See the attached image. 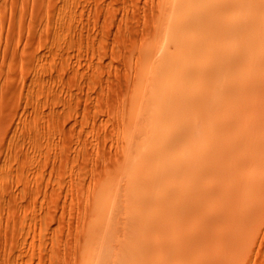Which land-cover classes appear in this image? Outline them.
<instances>
[{"label":"rangeland","instance_id":"obj_1","mask_svg":"<svg viewBox=\"0 0 264 264\" xmlns=\"http://www.w3.org/2000/svg\"><path fill=\"white\" fill-rule=\"evenodd\" d=\"M242 1L0 0V264H264Z\"/></svg>","mask_w":264,"mask_h":264},{"label":"bare ground","instance_id":"obj_2","mask_svg":"<svg viewBox=\"0 0 264 264\" xmlns=\"http://www.w3.org/2000/svg\"><path fill=\"white\" fill-rule=\"evenodd\" d=\"M244 1H247V0H243L242 2H244ZM251 1H252V0H251ZM251 1L249 0L248 2H251ZM256 1H257V0H256ZM256 1H255V2H256ZM258 1H259V0H258ZM258 1H257V3H258ZM242 2H241V3H242ZM248 2H244V4H246V3H248ZM241 3H240V5H241ZM262 3H263V2H262ZM262 3H261V4H262ZM231 4H233V3H231ZM236 4H237V3H236ZM244 4H242V5H244ZM253 6H254V5H253ZM256 6H257V5H256ZM261 6H262V5H261ZM261 6H260V8H261ZM236 7H237V6H236ZM250 7H251V6H250ZM250 7H249V8H250ZM254 7H255V6H254ZM262 7H263V8H262L263 10L261 9V10H262L261 12H262L263 14H261L260 17L263 16V17L261 18V21H263V23H264V5H263ZM233 8H234V7H233ZM244 8H248V6H247V7L245 6ZM260 8H259V9H260ZM241 9H242V8H241ZM255 9H256V8H255ZM252 10H254V9L252 8ZM256 10H257V9H256ZM256 10H254V11H256ZM240 11H241V10H240ZM243 11H246V9H244ZM248 11H250V10H248ZM201 12H202V11H201ZM250 12H251V11H250ZM253 13H254V12H253ZM188 14H189V13H188ZM247 15L249 16V15H251V14H247ZM247 15H245V18H246ZM248 16H247V18H248ZM255 17H256V20L258 19V20H257V22H259L258 24H260L261 21L259 20V16L257 15V16H255ZM255 17H251V18L253 19V18H255ZM251 18H250L249 20H251ZM185 19H186V18H185ZM185 19H184V20H185ZM213 19H214V18H213ZM245 20H246V19H245ZM245 20H244V21H245ZM254 20H255V19H254ZM240 21H241V20H240ZM182 22H183V21H182ZM245 22L248 23V20H246ZM240 23H241V22H240ZM254 23L256 24V21H255ZM263 23L261 22L260 25H261V26L264 25ZM248 24H249V23H248ZM255 24H254V28L256 29L257 24H256V26H255ZM260 25L257 27V29L260 27ZM177 26H178V25H177ZM230 26H231V25H230ZM248 26H249V25H248ZM248 26H247V27H248ZM231 27H232V26H231ZM241 27H242V26H241ZM241 27H240V29H241ZM243 27H244V29H245V32H243V33H245V36H246V33H248V32L251 33V32H252V31L250 30L251 27H249L248 32H246V31H247V29H246V25H244ZM263 27H264V26H263ZM263 27H260V28H263ZM171 28H172V27H171ZM225 28H227V27H225ZM260 28L258 29V31H259L260 33H259L258 31H255V32H257V33L253 32V36H254L255 34H256V35L258 34V36H259V34H262V33L264 32V31H263L264 29H263V30H262V29L260 30ZM228 29H229V28H228ZM255 29H254V30H255ZM184 30H185V29H184ZM234 31H235V30H234ZM241 31H242V30H241ZM225 32H226V30H225ZM227 32H229V31H227ZM229 33H230V32H229ZM250 33H248L247 36H249ZM254 33H255V34H254ZM231 35H232V34H231ZM186 36H187V35H186ZM241 36H243V35H241ZM258 36L254 37L255 39H252V36H250V37H246V40H247V38H248V40H249V39H250V40H253V42H255L256 44L253 43V42H251V41H249V42L246 41L247 44H245V46H243L244 43L241 42V46H243V48H244V47H247V48H248V50H247L246 48L243 49V51H244V50L248 51L247 53H246V51H245V52L242 51L243 54L246 53V57H247L249 54H251V51H254V52L256 53V50H255V49H254V50H251V49H250V48H251V45H250V48H249L248 46H249V44H250V42H251V44L253 43V45H252V49H253L254 47L257 48V41H254V40H258V41H259V39H261V37H262V36H261V37H258ZM232 37H234V36H232ZM257 37H258V38H257ZM263 37H264V36H263ZM234 38H235V37H234ZM256 38H257V39H256ZM243 39H244V38H243ZM243 41H244V40H243ZM236 42H237V41H236ZM242 44H243V45H242ZM259 44H260V45H259ZM247 45H248V46H247ZM258 45H259V46L262 45V40L260 41V43H258ZM236 46H237V45H236ZM259 46H258V48H259ZM263 46H264V45H263ZM262 48H264V47H262ZM260 49H261V47L259 48V53H260ZM249 50H250V52H249ZM261 50H262V49H261ZM257 51H258V49H257ZM237 52H238V51H237ZM230 53H231V52H230ZM259 53L257 52V54H255V56L257 55V57L260 58ZM260 54H262V53H260ZM244 55H245V54H244ZM235 56H236V55H235ZM251 56H252V55H251ZM251 56L249 55V57H251ZM237 57H238V56H237ZM262 57H263V56H262ZM247 58H248V57H247ZM251 58H252V57H251ZM255 58H256V57H255ZM248 59H249V58H248ZM248 59H247L246 61H248ZM257 59H258V58H257ZM177 60H178V59H177ZM255 60H256V59H255ZM255 60L253 59V60H251V61H252V63L255 62V63H253L254 65H257L256 63H258V60H259V59L256 60V61H255ZM262 60L264 61V57H263ZM175 61H176V60H175ZM238 61H239V60H238ZM246 61H245V62H246ZM251 61H249V62H251ZM245 62H244V63H245ZM249 62H248V63L246 62V63H247V67H248V69H251V68H249V66L252 67L253 64L251 65V63L249 64ZM176 63H177V61H176ZM259 63H260V64H259ZM259 63H258V64H259L261 67H260V66H258V67L262 68L264 65L262 66V65H261L262 62H260V61H259ZM180 64H181V63H180ZM239 64H240V63H239ZM241 64H242V62H241ZM242 65H243V64H242ZM248 65H249V66H248ZM189 67H190V65H189ZM245 67H246V66H245ZM247 67H246V69H247ZM258 67H257V66H256V67L254 66V68H253V67H252V68L256 71V68L258 69ZM187 68H188V67H187ZM187 68H186V69H187ZM263 68H264V67H263ZM164 69H165V68H164ZM253 69L251 70L252 74H253V72L255 73V71H253ZM243 70H245V69H243ZM258 70L261 71L262 69H258ZM184 71H185V70H184ZM160 72H161V71H160ZM165 73H166V72H165ZM244 73H245V72L242 71V74H244ZM248 73H249V72H248ZM258 73H259V72H258ZM260 73H261V72H260ZM177 74H179V73L177 72ZM239 74H240V73H239ZM249 74H250V73H249ZM256 74H257V72H256L255 74H253V76L256 75ZM245 75H246V74H245ZM260 75H261V74H260ZM262 76H263V74H262ZM162 77H163V76H162ZM251 77H252V75H251ZM240 78H241V77H240ZM240 78H239V79H240ZM257 78H259V80H258V82H259L261 79H260V77H257ZM262 78H263L262 80H264V77H262ZM159 79H160V78H159ZM248 79H249V78H248ZM233 80H234V79H233ZM240 80H241V79H240ZM245 80H246V79H245ZM262 80H261L260 82H262ZM247 81H248V80H247ZM251 81H252V80H251ZM256 81H257V80H256ZM160 82H161V81H160ZM237 82H238V80H237ZM244 82H246V81H244ZM250 83H251V82H250ZM253 83H254V81H253ZM262 83H263V82H262ZM236 84H237V83H236ZM240 84H242V85L244 86L246 83H245V84L240 83ZM161 85H162V84H161ZM252 85H253V84H252ZM256 85H257V82H256ZM262 85H264V83H263ZM262 85L260 86V83H259L260 88L262 87ZM234 86H235V85H234ZM248 87H249V86H248ZM257 87H258V85H257ZM160 88H161V87H160ZM230 88H231V87H230ZM232 88H233V87H232ZM263 88H264V87H263ZM246 89H247V88H246ZM222 90H223V89H222ZM231 90H232V89H231ZM242 90H243V89H242ZM247 90H248V89H247ZM261 90H262V89H261ZM240 91H241V90H240ZM231 92H232V91H231ZM241 92H242V91H241ZM248 92H252V91H251V90H250V91L248 90ZM256 92H257V91H256ZM263 92H264V89H263V91H262L261 93H263ZM239 93H240V92H239ZM243 93H244V92H243ZM252 93H253V92H252ZM248 94H249V93H248ZM242 95H244V94H242ZM242 95H241V96H242ZM249 95H250V94H249ZM253 95H254V94H253ZM259 95H262V94H259ZM238 96H240V95H238ZM241 96H240V97H241ZM244 96H245V95H244ZM244 96H242V97H244ZM263 96H264V93H263ZM219 98H220V97H219ZM233 98H234V97H233ZM233 98H232V99H233ZM249 98H250V97H249ZM252 98H253V97H252ZM257 98H260V97L258 96ZM263 98H264V97H263ZM161 99H162V98H161ZM235 99H236V98H235ZM241 99H242V98H241ZM247 99H248V98H247ZM247 99H246V100H247ZM255 100H256V99H255ZM260 100H261V98H260ZM164 101H165V100H164ZM221 101H222V100H221ZM223 101H224V100H223ZM248 101H249V100H248ZM263 101H264V100H263ZM263 101H262V102H263ZM224 102H225V101H224ZM249 102H250V101H249ZM249 102H247V103H249ZM256 102H257V100H256ZM228 103H229V102H228ZM258 103H261V102H258ZM219 104H220V103H219ZM237 104H238V103H237ZM242 104H243V103H242ZM263 104H264V103H263ZM168 105H169V104H168ZM243 105H244V104H243ZM248 105H249V104H248ZM251 105H252V104H251ZM257 105H258V106H256V108H257V109H260V108H259V104H257ZM234 106H235V105H234ZM260 106H261V104H260ZM166 107H167V106H166ZM227 107H228V106H227ZM235 107H236V106H235ZM262 107H263V106H262ZM171 108H172V107H171ZM236 108H237V107H236ZM236 108H235V109H236ZM256 108H255V109H256ZM231 109H232V108H231ZM243 110H244V109H243ZM247 110H249V109H247ZM219 111H220V110H219ZM259 111H260V110H259ZM241 112H242V111H241ZM244 112H246V111H244ZM244 112H243V114H244ZM247 112H248V111H247ZM255 112H256V110H255ZM257 113H258V112H257ZM257 113H256V114H257ZM237 114H238V113H237ZM253 114H254V113H253ZM253 114L251 113V115H253ZM169 115L171 116V114H169ZM257 115H258V114H257ZM260 115H262V114H260ZM260 115H259V116H260ZM245 116L247 117V113H246ZM249 117H250V116H249ZM255 117H256V116H255ZM172 118H173V117H172ZM234 118H235V117H234ZM247 118H248V117H247ZM252 118H253V116H252ZM252 118H251V119H252ZM258 118H259V117H258ZM248 119H250V118H248ZM251 119H250V120H251ZM260 120H261V119H260ZM182 124H183V123H182ZM253 124H254V123H253ZM186 125H187V124H186ZM256 125H257V124H256ZM254 126H255V125H254ZM254 126H253V127H254ZM179 127H180V126H179ZM232 128H233V127H232ZM254 128H255V127H254ZM254 128H253V129H254ZM173 129H174V128H173ZM257 129H258V128H257ZM251 130H252V129H251ZM260 132H261V131H260ZM250 133H251V131H250ZM253 133H254V132H253ZM256 134H257V133H256ZM217 135H218V134H217ZM227 135H228V134H227ZM227 135H226V136H227ZM244 136H245V135H244ZM256 136H257V135H256ZM257 137H258V136H257ZM225 138H226V137H225ZM250 139H251V137H250ZM222 140H223V139H222ZM224 140H225V139H224ZM230 140H231V139H230ZM248 140H249V139H248ZM256 140H257V139H256ZM218 141H219V139H218ZM221 142H223V141H220V143H221ZM236 142H237V141H236ZM236 142H235V143H236ZM250 142H251V141H250ZM223 143H224V142H223ZM227 143H228V142H227ZM215 144H216V143H215ZM221 144H222V143H221ZM233 144H234V143H233ZM217 145H218V143H217ZM217 145H215V146H217ZM235 145H236V144H235ZM255 145H256V144H255ZM230 146H231V143H230ZM213 147H214V145H213ZM213 147H212V148H213ZM220 147H221V146H220ZM228 147H229V146H228ZM231 147H233V146H231ZM247 147H248V146H247ZM262 147H263V146H262ZM207 148H208V146H207ZM212 148H211V144H210V149L213 150L214 148H213V149H212ZM221 148H222V147H221ZM236 148H237V147H236ZM226 149H227V148H226ZM233 149H234V148H233ZM246 149L248 150L249 147L246 148ZM213 151H214V150H213ZM220 151H221V149H220ZM225 151L227 152V150H225ZM225 151H224V153H225ZM202 152H204V149H203ZM228 152H229V151H228ZM200 153H201V152H200ZM219 153H220V152H219ZM229 153H230V152H229ZM202 154H203V153H202ZM208 154H209V153H208ZM208 154H207V152H204V154H203L204 158H206L205 156H207ZM216 154H217V153H216ZM200 155H201V154H200ZM209 155H210V154H209ZM209 155H208V156H209ZM226 155H227V154H226ZM231 155H232V153H231ZM237 155H238V154H237ZM248 156H249V155H248ZM216 157H218V156H216ZM225 157H226V156H225ZM199 158L201 159V158H203V157H200V156H199ZM207 159H208V157H207ZM221 159H222V158H221ZM228 159H229V157H228ZM203 160H204V159H203ZM200 161H202V160H200ZM200 161H198V159H197L196 162L198 163V162H200ZM212 161H213V160H212ZM221 161H222V160H221ZM226 161H227V160H226ZM226 161H225V162H226ZM235 161H237V159H236ZM215 162H217V161H215ZM201 163H202V162H201ZM242 163H243V162H242ZM220 164H221V163H220ZM220 164H219V165H220ZM232 164H233V163H232ZM239 165H240V164H239ZM231 168H232V166H231ZM216 170H217V169H216ZM232 170H233V169H232ZM232 170H231V171H232ZM229 171H230V169H229ZM217 172H218V171H217ZM219 172H220V171H219ZM224 172H225V171H224ZM224 172H223V173H224ZM234 172H235V171H234ZM229 173H231V172H229ZM196 175H197V174H196ZM218 175H219V174H218ZM220 175H221V174H220ZM231 176H232V175H231ZM224 177H225V176H224ZM226 178H227V176H226ZM228 179H229V178H228ZM226 180H227V179H226ZM222 181H223V180H222ZM224 182H225V180H224ZM226 182H227V181H226ZM262 184H263V183H262ZM195 185H196V184H195ZM260 186H261V185H260ZM259 189H261V187H259ZM226 190H227V189H226ZM230 190H231V189H230ZM227 191H229V190H227ZM240 191H241V190H240ZM247 191H248V190H247ZM256 191H257V190H256ZM231 195H232V194H231ZM199 198H200V197H199ZM235 200H236V199H235ZM223 202H224V200H223ZM237 205H238V204H237ZM208 208H209V207H208ZM227 208H228V207H227ZM215 209H216V208H215ZM217 209H218V208H217ZM195 210H196V209H195ZM195 210H194V211H195ZM191 211H192V209H191ZM183 212H184V210H183ZM188 213H189V214H192V213H190V212H188ZM194 213H195V212H194ZM185 214H186V213H185ZM227 214H228V213H227ZM187 215H188V214H187ZM226 221H227V220H226ZM224 222H225V221H224ZM195 226H196V225H195ZM210 234H211V233H210ZM220 238H221V237H220ZM220 238H219V239H220ZM222 239H223V238H222ZM225 239H226V238H225ZM213 241H214V240H213ZM229 246H230V245H229ZM206 251H207V250H206ZM181 253H182V252H181ZM176 258H177V257H176ZM126 260H127V259H126ZM169 262H170V261H169Z\"/></svg>","mask_w":264,"mask_h":264}]
</instances>
